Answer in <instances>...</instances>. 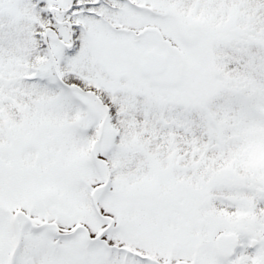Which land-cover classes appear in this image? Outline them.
<instances>
[{
    "label": "snow or ice",
    "instance_id": "snow-or-ice-1",
    "mask_svg": "<svg viewBox=\"0 0 264 264\" xmlns=\"http://www.w3.org/2000/svg\"><path fill=\"white\" fill-rule=\"evenodd\" d=\"M0 264H264V0H0Z\"/></svg>",
    "mask_w": 264,
    "mask_h": 264
}]
</instances>
